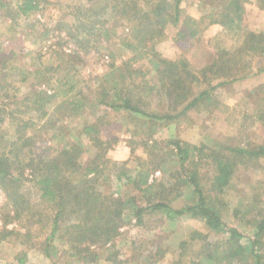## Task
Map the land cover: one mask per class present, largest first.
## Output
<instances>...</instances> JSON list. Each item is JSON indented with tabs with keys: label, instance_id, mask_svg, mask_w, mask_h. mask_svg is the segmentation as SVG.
Listing matches in <instances>:
<instances>
[{
	"label": "trees",
	"instance_id": "trees-1",
	"mask_svg": "<svg viewBox=\"0 0 264 264\" xmlns=\"http://www.w3.org/2000/svg\"><path fill=\"white\" fill-rule=\"evenodd\" d=\"M181 1L111 0L107 3V8L111 6L117 19L123 14L133 22L130 38L121 42L134 54L121 60L119 65H111L117 69L112 73L113 77H85L79 69L84 57L81 52L87 54L84 50L88 44L84 41L89 43L95 37L91 33V30L97 29L93 24L80 23V33L84 34L80 40L76 39V31L69 29L66 32L68 41H74L68 53L63 49L62 39L60 42H49L46 53L42 52V45H46L53 32L46 27L34 34L32 44L37 49L32 53L21 55L17 48H10L7 52L0 46V129L6 119L12 135L10 140H3L5 133L0 134V191L8 207L2 219L0 242L12 237L17 245L23 247L33 245L31 238L38 235L42 237L40 250L49 263L58 244L69 247L71 258L90 264L98 261L100 250L119 237L122 226L131 224L130 221L141 226L150 215L160 216L165 221L186 216L202 221L211 231L226 234L227 239L219 253L223 261L240 264L241 258L247 255L251 264H264V206L260 209L254 207L258 211L257 220L250 235L245 229L227 223L222 215L227 209L225 198L232 187L235 169L240 164L246 168L254 163L264 165V146L248 143L224 148L222 152L206 145L191 147L178 139L167 144L166 139L152 141L161 126H166V122L180 121L189 110L203 108L210 113L218 103L214 92L226 80V77L218 75L219 70L212 67L193 72L185 61H168L153 55L152 47L150 51L146 50L148 42L166 27V20L174 24L180 21ZM243 1L231 0L222 18L230 23L240 19ZM39 5L40 0H21L15 5L12 0H0V20L7 21L8 34L15 32L20 22L27 21ZM167 7H173V13H169ZM80 15L88 17L86 11L80 12ZM187 30L185 27L181 32ZM190 30L193 36L196 26ZM136 51L138 54H135ZM147 54L154 59L151 60L152 65L155 60L158 63L153 67L157 84L153 86L147 81L138 87L135 78L142 73L133 69L131 63ZM223 54L230 55L227 52ZM218 78L222 81L214 85L212 82ZM86 79L90 82L96 79L98 83L88 89L85 87ZM195 82L199 83L201 90L196 95L193 92ZM25 83L28 91L22 93L20 86ZM41 84L48 86L50 91L40 90L38 86ZM262 89L264 91V86ZM92 90V98L85 96L84 93ZM153 91L165 98L166 110L156 111L147 104L144 98ZM89 104L100 106L101 112L105 108L126 113L134 120L146 119L150 138L144 143L143 151L155 154L137 162L134 176L120 168L118 172L111 171L119 164L111 163L106 153L118 142V138L110 135L108 125L101 118L96 117L79 125L75 142L63 136L59 138V132L69 127L65 122L82 116ZM40 129H45L47 140L40 136ZM83 138L94 153L90 158L83 159L87 150L81 142ZM127 143L130 153L134 154L137 143L132 136ZM166 148L179 162L175 174L180 184L189 187L192 195L189 202L178 209L172 206V200L170 202L166 198L165 179L148 181L150 171L166 162ZM158 153H163V157ZM201 156L209 160L211 167V175L204 185L200 183L198 171ZM157 158L160 159L158 162ZM105 172L107 175L115 172L116 178L112 180L118 183L119 188L132 187L136 193L126 196L105 193ZM171 186L176 187V191L179 189L177 184ZM247 214L236 207L231 212L236 220L246 218ZM8 223L18 225L24 232L17 228L6 229ZM60 256L64 258V254ZM25 257V252L18 253L17 264H23ZM210 258L215 259V253L211 252ZM64 262L69 264L70 261Z\"/></svg>",
	"mask_w": 264,
	"mask_h": 264
},
{
	"label": "rangeland",
	"instance_id": "rangeland-1",
	"mask_svg": "<svg viewBox=\"0 0 264 264\" xmlns=\"http://www.w3.org/2000/svg\"><path fill=\"white\" fill-rule=\"evenodd\" d=\"M12 1L15 5L21 0ZM110 1L40 0L38 10L27 21L20 22L17 30L11 31L10 35L7 21L0 20V46L7 52L10 48H17L21 55L27 52L32 53V50L37 49L32 44L35 39L34 34L46 27L53 32H50L46 45H42V52L46 53L49 42H60L62 39L63 49L68 53L73 48L74 41H68L66 32L69 29L76 31V39L80 40L84 35L80 33V23L93 24L97 28L94 31L91 30L95 37L89 43L84 41L88 44L84 50L87 54L81 52L84 57L83 65L79 69L85 77L96 75L113 77L115 68L111 65H119L121 60L130 57L131 53L134 54L132 50L125 49L121 42L123 39L130 38L133 22L125 18L123 14L117 19L111 6L107 8ZM229 3L231 0H182L180 21L174 24L166 20L163 31L148 42L146 50L150 51L152 47L153 55L168 61H185L188 69L193 72L212 67L213 70L220 71L218 74L220 77H226V82H222L224 85L214 92L218 103L210 113L203 108L189 110L180 121L166 122V126H161L152 141L166 139L167 144L178 139L191 147L199 148L201 145H206L208 148L219 149V151L248 143L264 146V91L262 89L264 86V0L243 1L241 18L232 23L222 18ZM103 7L106 9L102 10ZM167 9L169 13H173V7H167ZM83 10L88 13V17L80 15V12H85ZM31 25L34 28H31ZM194 26L197 30L192 36L190 28ZM185 27L189 30L181 32ZM224 51L230 55H224ZM135 54H138V51ZM151 60L154 61L152 55L147 54L139 56L131 63L133 69L142 73L135 78L138 87L147 81H150L153 86L157 84L158 78L153 67L158 63L155 60L152 65ZM242 73L243 77H241ZM221 79L218 78L212 83L216 85L222 81ZM86 81L85 87L88 89L89 86L95 87L98 83L96 79H92L91 82L88 79ZM27 87L26 83L21 85L20 91L27 92ZM38 87L40 90L50 91L45 84ZM199 91H201L200 85L195 82L193 92L196 95ZM87 92L84 93L85 96L92 98L93 90ZM144 99L151 109L166 110L167 101L162 95L158 96L155 91ZM100 109V106L89 104L82 116L65 122L69 127L64 132H59V138L63 136L64 139L75 142L77 140L75 132L79 125L85 121H93L96 117L101 118L104 124L108 125L110 135L118 138V142L106 153V158L111 163L119 164L111 171L118 172L120 168L130 176H134L137 162L153 157L155 154L143 151L144 143L150 138L147 134L146 119L134 120L123 112L104 108L102 112L105 113H102ZM3 122L0 134L5 133L3 140H10L12 137L10 125L6 119ZM40 123L42 122L38 124ZM40 133V136L47 140L45 129H40ZM130 136L137 143L134 154H131L128 148L127 140ZM81 142L84 148H87L83 153V159L92 157L94 153L84 138ZM158 154L163 157V153ZM171 155L172 153H168L166 148V162L150 171L148 181L151 182L156 178L165 179L166 198L170 202L172 200V206L178 209L188 203L192 195L189 187L180 184L179 177L176 175L179 162ZM159 160L157 158V162ZM208 161L204 157L199 160L198 171L200 183L203 185L207 184V177L211 175ZM115 172L108 175L105 172L103 181L105 193L115 196L135 194L132 187L119 188L118 183L112 180L116 178ZM176 184L179 186L177 191L176 187L171 186ZM231 186L229 195L225 198L227 209L222 213L223 219L229 224L245 229V232L250 235L252 225L257 220L258 211L254 207L260 209L264 206V165L254 163L246 168L240 164L234 171ZM235 207L242 212H248L246 218L234 219L231 212ZM7 208L5 196L0 191V228L3 226L2 219ZM130 222L131 224L122 226L119 237L100 250L98 261L90 264H237L223 261L219 254L222 252V243L227 239L226 234L209 230L202 221L195 218L182 216L178 220L166 219L165 221L161 220L160 216L150 215L144 219L141 226L135 225L134 221ZM5 227L8 230L20 229L14 223H8ZM20 231L24 232L23 229ZM33 234L37 235L36 232ZM41 240L42 237L37 235L31 238L30 243L33 245L28 244L32 247H21L12 237L6 238L0 242V264H17L16 255L20 252H25L26 255L23 264H67L64 261H70L69 264H86L71 258L68 246L58 244L55 245L56 251L52 253L53 259L49 263L40 250L39 241ZM216 246L220 247L213 250ZM262 250L264 251V245ZM211 252L215 253V259L210 258ZM61 254H64L63 259ZM241 260L240 264H251L247 255Z\"/></svg>",
	"mask_w": 264,
	"mask_h": 264
}]
</instances>
